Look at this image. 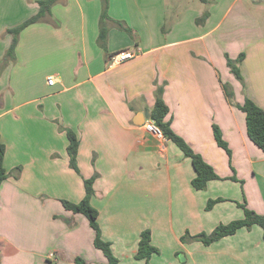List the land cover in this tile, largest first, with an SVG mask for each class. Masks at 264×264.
Wrapping results in <instances>:
<instances>
[{"label":"crops","instance_id":"0c3cea01","mask_svg":"<svg viewBox=\"0 0 264 264\" xmlns=\"http://www.w3.org/2000/svg\"><path fill=\"white\" fill-rule=\"evenodd\" d=\"M102 9L103 0H58L3 62L5 30L38 5L0 0V264H107L86 216L62 204L81 200L88 178L118 264H146L135 257L145 229L158 249L149 264H264L258 225L208 245L195 238L243 218V204L264 216V152L237 107L248 97L264 108V0H108L103 46ZM125 48L139 54L110 65ZM240 54L239 79L227 58ZM158 95L164 121L218 175L204 189L191 183L190 158L146 131L151 117L141 123ZM66 129L78 138L77 171Z\"/></svg>","mask_w":264,"mask_h":264},{"label":"trees","instance_id":"16d2710c","mask_svg":"<svg viewBox=\"0 0 264 264\" xmlns=\"http://www.w3.org/2000/svg\"><path fill=\"white\" fill-rule=\"evenodd\" d=\"M57 1L58 0H35L38 5L37 12L29 16L19 24L5 30L6 33H9L12 36V40L9 47L4 53L3 62H5V60L7 59L13 60L14 49L18 41L19 33L26 26L32 23L48 19L51 15V7ZM107 2L108 0H103V9L99 18L100 30L98 35V43L101 46L104 45L107 33V29L104 25L105 20L108 18ZM119 24L121 25V23ZM242 58L243 54H240L235 60L227 58V64L230 68V71L239 79L241 78V75L239 73L238 64ZM227 95L228 99H230L231 101L232 94L229 89H227ZM237 107L245 114L247 136L264 152V108L258 106L256 103H254L253 100L248 97H246L241 104H237ZM167 113L168 107L164 103L161 96L158 95L150 114L151 120H153V122L159 126L165 138L172 140L180 148L183 154L190 158L192 166L195 170V176L192 179L191 183L196 189H204L207 182L209 180L218 178V175L215 172L214 168L210 164H208L200 154L196 153L181 136L177 135L170 128L169 122L164 121ZM213 129L216 143L220 147L227 150V152H229L217 126L214 125ZM66 135L68 138L67 152L70 158V166L77 171L76 154L78 149V138L75 132L71 129H66ZM4 154L5 145L0 140V184L7 177V172L3 165ZM92 183L93 178L84 180L85 193L81 200H79L78 202L62 200V204L66 209L71 210L72 212L82 213L86 216L90 227L94 231V246L102 251L107 259V264H118V259L112 252L110 242L104 240L101 236L100 227L97 222L98 211L94 206H92L90 202L91 196L94 192ZM217 200L219 199L210 201L208 207ZM242 207L244 211L243 218L230 221L226 224H219L211 232L200 233L196 235L195 238L200 240L203 244L208 245L224 236L233 234L240 227L245 226L247 228H250L252 225H258L262 229V238L264 242V216L247 208L244 204L242 205ZM156 252H158V249L151 243L150 230L145 229L141 231L135 257L137 259H144L146 261V264H149L148 260L150 256ZM75 262L76 264H81L82 259L80 257H77Z\"/></svg>","mask_w":264,"mask_h":264},{"label":"built area","instance_id":"2783aa9c","mask_svg":"<svg viewBox=\"0 0 264 264\" xmlns=\"http://www.w3.org/2000/svg\"><path fill=\"white\" fill-rule=\"evenodd\" d=\"M139 54V50L136 48H125L116 51L115 53L112 54L111 60H110V65H118L121 64L125 61H128L135 56ZM55 82V78L53 76H49L47 78V83L48 84H53ZM144 127L148 133H151L157 138H164V135L159 128L158 125H156L153 120H147L146 123L144 124Z\"/></svg>","mask_w":264,"mask_h":264},{"label":"water","instance_id":"95a60500","mask_svg":"<svg viewBox=\"0 0 264 264\" xmlns=\"http://www.w3.org/2000/svg\"><path fill=\"white\" fill-rule=\"evenodd\" d=\"M142 115H143V120L141 121V123H143L145 119H149L150 118V116H149V114L147 112H143Z\"/></svg>","mask_w":264,"mask_h":264}]
</instances>
